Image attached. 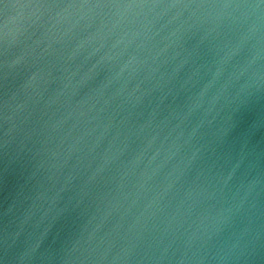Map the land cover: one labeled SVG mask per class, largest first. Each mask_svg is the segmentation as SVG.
<instances>
[{
	"label": "water",
	"instance_id": "obj_1",
	"mask_svg": "<svg viewBox=\"0 0 264 264\" xmlns=\"http://www.w3.org/2000/svg\"><path fill=\"white\" fill-rule=\"evenodd\" d=\"M0 264H264V0H0Z\"/></svg>",
	"mask_w": 264,
	"mask_h": 264
}]
</instances>
